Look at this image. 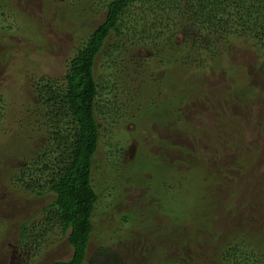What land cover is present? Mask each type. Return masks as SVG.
Listing matches in <instances>:
<instances>
[{"label": "rangeland", "instance_id": "obj_1", "mask_svg": "<svg viewBox=\"0 0 264 264\" xmlns=\"http://www.w3.org/2000/svg\"><path fill=\"white\" fill-rule=\"evenodd\" d=\"M107 1L0 0V264H53L73 254L63 236L20 244V225L43 218L54 194L34 196L10 181L46 137L32 128L35 84L65 74L105 20ZM115 41L111 35L95 64L96 79L112 86L98 98L103 127L92 184L99 199L85 264H214L203 241L192 242L202 231L187 217V196L195 208L208 196L232 199L239 213L218 212L215 224L264 237V48L237 41L183 96L181 86L195 77L181 61H166L169 51L147 42L110 53ZM184 42L181 32L169 49Z\"/></svg>", "mask_w": 264, "mask_h": 264}, {"label": "trees", "instance_id": "obj_2", "mask_svg": "<svg viewBox=\"0 0 264 264\" xmlns=\"http://www.w3.org/2000/svg\"><path fill=\"white\" fill-rule=\"evenodd\" d=\"M105 6V20L68 59L65 74L44 76L35 84L38 106L32 128L45 133V142L34 146L11 174L10 183L23 192L40 197L54 194L42 208L43 218L19 227L21 245L29 239L43 243L51 236L67 237L72 256L53 264H85L95 231L93 217L99 195L92 184V171L103 127L97 118L98 98L112 86L96 79L95 64L109 37H116L110 53L128 51L127 44L141 48L147 42L164 55L169 51L166 61H181L195 77V83L185 81L181 86L179 94L183 96L190 91L187 86H197L200 71L218 62L237 41L244 47L264 48V0H108ZM181 32L186 45L173 50ZM227 118L222 117L224 121ZM192 125L186 122L185 126ZM191 132L200 135L195 128ZM216 137L220 141L221 136ZM170 184L169 192L178 193ZM210 197L195 208L187 196V217L202 231L200 236L191 237L192 242L203 241L214 264H247L256 256L263 262L264 237L260 232H251L252 238L249 234L248 238V231L228 232L227 225L215 224L218 212L231 209L235 215L240 206L232 199L225 202L224 198L215 201ZM208 210H213L209 216Z\"/></svg>", "mask_w": 264, "mask_h": 264}]
</instances>
